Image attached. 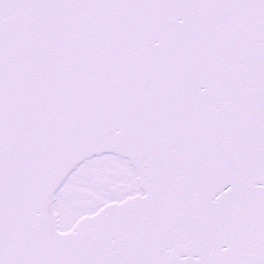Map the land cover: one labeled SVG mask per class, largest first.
I'll return each instance as SVG.
<instances>
[{
  "label": "snow or ice",
  "instance_id": "1",
  "mask_svg": "<svg viewBox=\"0 0 264 264\" xmlns=\"http://www.w3.org/2000/svg\"><path fill=\"white\" fill-rule=\"evenodd\" d=\"M0 264H264V0H0Z\"/></svg>",
  "mask_w": 264,
  "mask_h": 264
}]
</instances>
